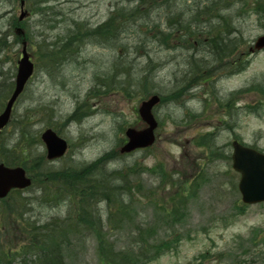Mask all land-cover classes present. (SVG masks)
Masks as SVG:
<instances>
[{"label":"rangeland","instance_id":"1","mask_svg":"<svg viewBox=\"0 0 264 264\" xmlns=\"http://www.w3.org/2000/svg\"><path fill=\"white\" fill-rule=\"evenodd\" d=\"M115 1L26 0L25 9L29 16L24 20L27 24L22 27L29 35V51L37 65V71L15 107L11 124L0 136V143H9V149H15L16 155H28V152L23 154L19 148L35 140L31 143L32 155L46 156V147L40 137L49 127L56 129L70 143L65 157L48 162L47 167L53 170L81 167L108 153H117L116 150L125 139L127 127L145 126L143 122H139L137 112L138 104L145 96L140 93L142 90L137 85L138 82L133 79L131 81V76L140 77L152 57L155 58L152 61L159 63L157 67H151L156 86L152 90L165 95L181 86L192 51L180 47L171 49L178 54L172 57L168 53L170 50L157 45L149 47L151 51L147 54L145 51L131 53L118 46L105 48L96 45L91 48V58L76 55L74 64L58 61L53 63L51 58L59 55L56 52L60 49L53 44L64 38L70 28L82 22L95 27L105 21L110 13V4ZM124 1L128 3L127 0ZM259 1L264 3V0H237L222 11L229 21V27L223 36L230 38V43L236 45L235 54L225 62L236 60L241 53L243 63L250 60L246 68L232 73V66L227 69L215 60V51H210L204 45L197 48L195 58H205L202 68H214L213 83L194 85L191 94L182 97L181 101L167 100L155 109L161 125L156 144L149 151L139 150L128 155H116L106 163L108 169L115 170L134 163L152 167L162 162L180 178L201 173L202 169L203 182L187 207L184 222L175 230L181 237L180 244L177 249L163 254L154 264H264V203L248 205L243 211H239L237 206L242 205L238 190L240 175L233 170L232 161L223 158L209 161L208 157L203 156V148L194 144L199 136L217 130L218 135L214 137L216 147L226 150L230 155L232 147L229 144L236 136L247 145L264 150V105L257 113L249 112L248 109V105L259 104L260 95L254 91L243 93L235 104L236 109H233V105L231 116L230 113L226 115L230 109L226 111L216 100L220 98L227 102L231 93L237 90L252 84H264V51L253 55L244 54L264 34V5L262 9H257ZM20 14L19 0H0V29L9 34L5 53L0 57V70L9 77V81L15 80L17 61L22 49L20 42L15 40L14 33H11L12 19L18 18ZM211 23L222 25L223 20L214 18ZM94 29L82 31L90 32ZM128 37L127 41H140L137 36H133L135 39ZM89 43L94 41L86 38L82 44ZM127 70L129 75H121L120 72ZM124 76L129 83L125 90L118 89ZM106 82H110V86L113 85L114 88L110 90V86H100ZM123 86L125 85H121ZM95 87L100 93L96 92ZM214 89L215 97L211 93ZM85 100L87 116L82 121L67 123L66 117L76 113ZM188 110L201 114V117L191 123H181ZM28 114L31 115V124L25 127H28L30 133L25 131L26 137H23L22 126L18 122L25 121ZM225 122L229 125H225ZM193 159L201 161V167H189L188 160ZM141 179L147 188L156 187L160 182L150 172H144ZM162 191L166 192L167 189ZM37 194V189L23 193V196L31 198L29 215L33 219L48 220L53 216L63 215L61 212L65 210V206L53 203L36 204L33 210L34 196ZM139 199L143 205L140 213L151 222L154 219L153 207L144 204L146 200L143 198H136ZM100 206L104 208V205ZM256 231L257 242L253 243ZM130 234L127 230L121 242H127ZM167 234L176 235L173 231ZM109 236L111 239L121 240V235L117 233ZM82 248L78 245L75 253L69 252L72 256L68 257V263L98 264L96 242L92 237L87 238L84 249ZM206 252L208 258L202 260L200 257Z\"/></svg>","mask_w":264,"mask_h":264},{"label":"trees","instance_id":"2","mask_svg":"<svg viewBox=\"0 0 264 264\" xmlns=\"http://www.w3.org/2000/svg\"><path fill=\"white\" fill-rule=\"evenodd\" d=\"M236 1L208 0L207 5L198 9L194 17V20H204V27L198 33H192L190 27L187 26L182 30L181 28L175 29L165 35L166 48L180 47L192 51L188 57L184 75L194 74L192 79L196 81L192 79V81H187L183 78L184 81L182 80L178 89L165 95L161 94V103L167 100L181 101L182 97L191 94L190 91L194 85L210 82L214 68L204 70L202 66L205 58H195L196 53L194 52L200 46L204 45L209 47L210 51H215V60L220 66L226 68L232 66V61L225 62V60L235 54L236 45H232L230 43L232 41L223 36L229 27V21L222 11ZM168 2L170 0H142L141 11L148 12L152 7H162ZM185 5L194 7L196 1L185 0ZM263 5L264 3L259 1L256 7L262 9ZM128 14L126 9L118 13L115 29L119 32H122L123 28L130 23ZM214 18L222 19L223 24L213 25L211 22ZM26 24L27 22H19L17 17H13L11 29ZM84 25L82 22L70 28L71 32L53 46L68 49L72 45L82 44L86 38L91 39L90 34L99 37L104 35L102 27L87 32L82 31L86 29ZM140 32L147 37L153 35V31L147 28ZM11 33L13 34L14 31L11 30ZM26 36L30 42L29 35L26 34ZM8 40L9 34L0 29V57L5 53ZM15 40L21 42L22 38L15 35ZM51 60L54 64L56 61L62 62L60 55L52 57ZM237 61L238 59L233 62ZM149 64L147 69L143 70L144 75L142 73L136 78L131 76V81L133 79L138 82L137 85L142 90L140 93L145 97L152 92L158 93L152 90L156 86L153 79L154 70ZM120 73L129 75L128 70ZM124 77L125 79L119 82L118 89L125 90L128 85L129 80L126 76ZM8 78L0 70V92L2 90L4 92L3 98H0V111L14 86V81H9ZM121 85L125 86L121 87ZM133 85L132 83L131 86ZM100 86H110V82L102 83ZM113 88V85L110 86V90ZM94 89L100 93L98 88ZM248 91H257L260 95H264V88L261 89L259 84H253L246 91L239 90L231 94L227 102L220 98L216 100L226 111L230 109L226 115L230 113L231 116L234 102ZM211 93L214 97L216 96L215 91L212 90ZM84 102L74 114L75 117L80 115L79 119L84 118L88 113L86 100ZM257 107L259 105H248L249 112L256 111ZM26 117L25 121L18 122V125L22 126L23 137H26L25 131L27 134L30 133L28 127L25 126L31 124V115L28 114ZM200 117L201 114L188 110L181 123H191L192 120H198ZM211 136H215V133L203 134L194 141L196 146L203 148V156L208 157L209 161L214 158L231 160L226 150L223 151L216 147ZM34 141L19 148L23 154L28 152V155L24 157L16 155L15 149H9L8 146H11L9 143H0V160L11 166L24 165L33 178V184L29 188L13 190L7 198L0 200V264H69L68 257L72 256L69 252L75 253L78 245L84 249L88 237H92L96 242L98 264H154L167 251L177 249L181 237L176 234L175 230L183 223L187 207L203 182L202 169L201 173L191 174V177L184 178L177 177L176 173L169 171L162 162L152 167L134 163L131 166L109 172L106 169L105 171L100 169V164L106 163L107 159L101 158L85 167L53 170L47 167L48 160L45 154H41L40 157L32 155L31 143ZM110 154V156H116L113 152ZM188 163L191 168L198 167V165L201 167V161L196 159L188 160ZM144 172H150L158 177L159 184L156 187L147 188L141 179ZM31 189H37L38 192L37 196H34L33 210L36 204L47 202L59 206L64 205L65 210L61 212L63 215L53 216L48 220L33 219L29 215L31 198L23 196L24 192ZM163 189H167V192L164 193ZM137 197L143 198L146 200L144 204L153 207L154 219L151 222L140 213V207L143 205L140 199L136 200ZM101 204L104 208H101ZM246 207L247 205L244 204L237 206L239 211H243ZM127 230L131 234L127 242L123 243L121 241ZM172 231L176 235L169 236L167 233H172ZM113 233L121 235V240L111 239L109 234ZM257 236L258 232L252 238L253 243L257 242Z\"/></svg>","mask_w":264,"mask_h":264},{"label":"water","instance_id":"3","mask_svg":"<svg viewBox=\"0 0 264 264\" xmlns=\"http://www.w3.org/2000/svg\"><path fill=\"white\" fill-rule=\"evenodd\" d=\"M22 7L25 0H21ZM26 12H22L20 19H23ZM17 31L24 34L21 28ZM264 48V35L260 36L254 49L261 50ZM23 57L18 61V73L14 91L7 101L4 111L0 114V130H2L10 121L13 107L21 93L24 91L26 83L34 72V64L30 60V54L27 50V42H23ZM161 101L159 95H153L149 99L141 102L139 113L147 126L143 129L130 127L126 131L128 137L120 149L121 153H130L136 149L151 146L155 141V129L158 122L153 113V109ZM43 140L48 150V158L54 159L61 157L67 150V141L57 135L52 129H48L43 134ZM233 168L240 173L239 190L242 200L246 204H256L264 201V153L253 148L247 147L235 140L232 143ZM31 184L23 167H8L0 163V198H5L14 188H26Z\"/></svg>","mask_w":264,"mask_h":264},{"label":"bare ground","instance_id":"4","mask_svg":"<svg viewBox=\"0 0 264 264\" xmlns=\"http://www.w3.org/2000/svg\"><path fill=\"white\" fill-rule=\"evenodd\" d=\"M127 1L128 3L124 0H116L115 2H111V9L107 19L95 27H91L88 25V23L84 22V26L86 27V29H97L98 27H102L104 35H100L99 37L90 34V40L94 41V43H89L86 45H72L71 48L68 49L61 47L58 50V54L60 55V59L62 60V62L74 64L76 55L80 57L88 56L91 58L93 56V54L89 56V54L92 52L91 48L96 45H102L105 48L118 46L119 48L128 50L131 53L145 51V54L151 51L149 47L157 45L165 50H170L168 51V53H170L172 57H176L178 54L176 52H172L171 50L176 48H166L165 35L175 29L181 28L182 30L187 26L190 27V31L192 33H198L204 27V20H194V17L196 16V11H198V9H202L205 5H207L208 0H195L196 5L194 7L186 6L184 2L185 0H170L168 4L162 7L154 6L148 12L141 11L142 0ZM125 9L129 13L128 19L130 20V23L123 28L122 32H119L118 29H115V20L118 17V13L120 14ZM144 28L153 31V35L151 37H147L141 34L140 31ZM71 30L72 29H70V31H68L66 34L68 35ZM133 36H137V38H140V41H127V37L130 38ZM133 39L135 38L133 37ZM227 40H230V38H227ZM152 58L150 59V62H152V64L150 63L149 65L151 67L159 66L158 62L152 61L155 58ZM193 75L194 74L185 75L184 79L190 81L193 78ZM3 94L4 92L2 90L0 92L1 99L3 98ZM74 114L75 112L68 115L65 121L67 123H74L83 120V118H78L80 115H77L75 117ZM38 156L40 157L41 155L38 154L37 157ZM112 159L113 157H108L106 163H109ZM106 163H101L100 169H103L104 171L106 169V171L113 172L112 169L107 168L108 163ZM87 165L88 164L84 165L83 167Z\"/></svg>","mask_w":264,"mask_h":264}]
</instances>
